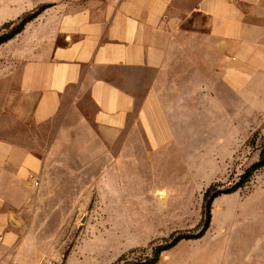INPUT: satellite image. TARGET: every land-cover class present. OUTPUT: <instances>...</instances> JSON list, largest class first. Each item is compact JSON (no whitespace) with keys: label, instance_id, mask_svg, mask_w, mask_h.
Listing matches in <instances>:
<instances>
[{"label":"rangeland","instance_id":"rangeland-1","mask_svg":"<svg viewBox=\"0 0 264 264\" xmlns=\"http://www.w3.org/2000/svg\"><path fill=\"white\" fill-rule=\"evenodd\" d=\"M56 1L0 0V41ZM38 16L0 44V138L16 136L44 160L25 204L2 209L12 212L3 263L264 264V165L253 171L264 164V75L246 94L209 100L211 117L197 119L183 150H151L142 134L98 127L90 116L76 128L68 100L58 118L26 125L25 52L49 37L48 17Z\"/></svg>","mask_w":264,"mask_h":264},{"label":"crops","instance_id":"crops-1","mask_svg":"<svg viewBox=\"0 0 264 264\" xmlns=\"http://www.w3.org/2000/svg\"><path fill=\"white\" fill-rule=\"evenodd\" d=\"M40 13L49 37L38 34L20 77L26 125L58 118L68 100L76 128L90 116L151 150H183L209 100L246 94L264 75V0H57ZM43 168L18 137L0 138V236L12 213L2 209L22 207Z\"/></svg>","mask_w":264,"mask_h":264},{"label":"trees","instance_id":"trees-1","mask_svg":"<svg viewBox=\"0 0 264 264\" xmlns=\"http://www.w3.org/2000/svg\"><path fill=\"white\" fill-rule=\"evenodd\" d=\"M40 11H41V10H39V11L37 12L36 16L40 13ZM36 16L27 15L26 17H24V18L21 20V25L16 29V31H15L10 37H8L7 39H5V40H1V41H0V44H2V43H4V42H6V41L12 39L14 36H16L17 34L21 33V32L23 31V29L25 28V25H26L30 20H32L34 17H36ZM263 165H264V164H258V165H256V166L254 167L253 171H256L257 169H259V168L262 167ZM210 193H212V189H209V191H208L207 194H206V199H208V206H207V209L209 210V215L211 214V213H210V210H211L212 200H213L214 197H215V196L210 197ZM185 238H187V236H185V235H181V236H179L178 238H176V239L173 241V243H172L170 246L166 247L165 250L168 249V248H170V247H172V246H174V245H176L180 240L185 239ZM189 238H190V237H189Z\"/></svg>","mask_w":264,"mask_h":264},{"label":"built area","instance_id":"built-area-1","mask_svg":"<svg viewBox=\"0 0 264 264\" xmlns=\"http://www.w3.org/2000/svg\"><path fill=\"white\" fill-rule=\"evenodd\" d=\"M0 264H4L1 258H0ZM43 264H56V263L53 260H45Z\"/></svg>","mask_w":264,"mask_h":264},{"label":"bare ground","instance_id":"bare-ground-1","mask_svg":"<svg viewBox=\"0 0 264 264\" xmlns=\"http://www.w3.org/2000/svg\"><path fill=\"white\" fill-rule=\"evenodd\" d=\"M159 193H161L162 195H167V192L166 191H163V192L161 191ZM162 198H164V196Z\"/></svg>","mask_w":264,"mask_h":264}]
</instances>
